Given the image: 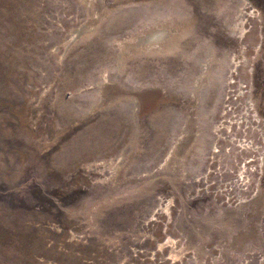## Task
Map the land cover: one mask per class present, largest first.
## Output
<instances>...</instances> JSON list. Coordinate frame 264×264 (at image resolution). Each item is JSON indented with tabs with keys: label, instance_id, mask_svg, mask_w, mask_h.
<instances>
[{
	"label": "rangeland",
	"instance_id": "1",
	"mask_svg": "<svg viewBox=\"0 0 264 264\" xmlns=\"http://www.w3.org/2000/svg\"><path fill=\"white\" fill-rule=\"evenodd\" d=\"M0 264H264V0H0Z\"/></svg>",
	"mask_w": 264,
	"mask_h": 264
}]
</instances>
